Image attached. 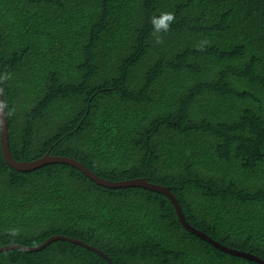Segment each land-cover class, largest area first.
Segmentation results:
<instances>
[{
	"label": "trees",
	"instance_id": "16d2710c",
	"mask_svg": "<svg viewBox=\"0 0 264 264\" xmlns=\"http://www.w3.org/2000/svg\"><path fill=\"white\" fill-rule=\"evenodd\" d=\"M0 86L16 162L167 187L264 260V0H0ZM53 236L112 264H260L160 192L14 169L0 133V248ZM0 264L109 263L54 240Z\"/></svg>",
	"mask_w": 264,
	"mask_h": 264
},
{
	"label": "water",
	"instance_id": "95a60500",
	"mask_svg": "<svg viewBox=\"0 0 264 264\" xmlns=\"http://www.w3.org/2000/svg\"><path fill=\"white\" fill-rule=\"evenodd\" d=\"M0 133H1V147H2L3 156L6 160V162L11 167H13L14 169H16L18 171H30V170H33L35 168H38L40 166H43L45 164H50V163H63V164H68V165L78 169L84 175H86L88 178H90L91 180H93L97 184L104 186V187L119 188V187L137 186V187H143V188H147L150 190L160 192V193L166 195L171 200L181 224L186 229H188L190 232L194 233L195 235L199 236L200 238L206 240L207 242L211 243L215 247H217V248H219L225 252H228L230 254H234V255H237L240 257H244V258L249 259V260H254L260 264H264V260L254 256V255H251L249 253H244L241 251H237V250L227 248V247L215 242L214 240L210 239L205 234H203V233L197 231L196 229H194L193 227H191L185 221L184 216L181 212V208H180L177 200L171 194L169 188H167V187L151 184L142 178L141 179L128 180V181H122V182L106 181V180H103V179L97 177L95 174H93L90 170H88L85 166H83L79 162H77L73 159H70V158H66V157H56V156L45 155L44 157H42L38 160L32 161V162H16L11 157V155L9 153V148H8L7 125H6L5 111H4L2 98H1V86H0ZM54 240H64V241H69V242H72V243H75L78 245H82L85 248L92 250V251L98 253L99 255L103 256L108 261L109 264H112V262L108 258V256L106 254H104L103 252L99 251L98 249H96L92 246H89V245L83 243L82 241H79L76 239H71V238L64 237V236H53L50 239H48L47 241H45L43 244L36 246V247H24V246H18V245H10V246L0 248V252L10 250V249H20V250H23L26 252L37 251V250L42 249L43 247H45L46 245H48L50 242H52Z\"/></svg>",
	"mask_w": 264,
	"mask_h": 264
},
{
	"label": "clouds",
	"instance_id": "9594fccd",
	"mask_svg": "<svg viewBox=\"0 0 264 264\" xmlns=\"http://www.w3.org/2000/svg\"><path fill=\"white\" fill-rule=\"evenodd\" d=\"M168 19H169V20H171V19H172V17H171V16H169V17H168Z\"/></svg>",
	"mask_w": 264,
	"mask_h": 264
}]
</instances>
